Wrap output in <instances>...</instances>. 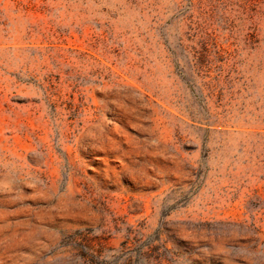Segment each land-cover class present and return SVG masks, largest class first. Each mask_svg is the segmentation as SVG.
Instances as JSON below:
<instances>
[{
    "label": "rangeland",
    "instance_id": "rangeland-1",
    "mask_svg": "<svg viewBox=\"0 0 264 264\" xmlns=\"http://www.w3.org/2000/svg\"><path fill=\"white\" fill-rule=\"evenodd\" d=\"M0 264H264V0H0Z\"/></svg>",
    "mask_w": 264,
    "mask_h": 264
}]
</instances>
